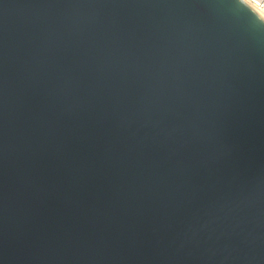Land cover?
<instances>
[{"label":"water","instance_id":"1","mask_svg":"<svg viewBox=\"0 0 264 264\" xmlns=\"http://www.w3.org/2000/svg\"><path fill=\"white\" fill-rule=\"evenodd\" d=\"M0 264H264V30L0 0Z\"/></svg>","mask_w":264,"mask_h":264},{"label":"snow or ice","instance_id":"2","mask_svg":"<svg viewBox=\"0 0 264 264\" xmlns=\"http://www.w3.org/2000/svg\"><path fill=\"white\" fill-rule=\"evenodd\" d=\"M234 3L246 12L253 26L264 30V0H234Z\"/></svg>","mask_w":264,"mask_h":264}]
</instances>
